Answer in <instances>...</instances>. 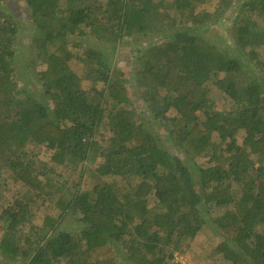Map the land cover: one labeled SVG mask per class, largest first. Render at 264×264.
<instances>
[{"label": "trees", "instance_id": "obj_1", "mask_svg": "<svg viewBox=\"0 0 264 264\" xmlns=\"http://www.w3.org/2000/svg\"><path fill=\"white\" fill-rule=\"evenodd\" d=\"M232 1L24 0L22 23L0 2V175L25 188L0 213V264H179L204 226L223 264H264V0L236 1L229 46L209 32ZM41 207L57 214L34 225Z\"/></svg>", "mask_w": 264, "mask_h": 264}, {"label": "rangeland", "instance_id": "obj_2", "mask_svg": "<svg viewBox=\"0 0 264 264\" xmlns=\"http://www.w3.org/2000/svg\"><path fill=\"white\" fill-rule=\"evenodd\" d=\"M222 0H204L202 4L198 6V9H204L208 11H213L221 4ZM236 1L242 0H234L231 3V6L227 8L225 14L218 20L219 22L216 24L211 25L210 27V36H221L218 38L223 43H226L229 46L235 45L234 40L236 37V27L233 25V20L236 16ZM0 2H6L10 5V9L13 11L15 18L20 21L22 18V14H25V2L24 0H0ZM166 8L169 12L172 13L174 16L175 12L173 9H170L171 6L167 3ZM28 26H31V22L29 19H24ZM21 23L23 20L20 21ZM29 43V38L23 37L22 44ZM128 46H123V49L127 48ZM25 52L27 50L25 49ZM128 53L126 54V56ZM125 56L123 60V56H119L117 58V66L121 70H128L130 67L126 62V58L131 57L128 55ZM42 58H38L35 62H37L36 69H41L44 67V64L41 62ZM82 87L87 88L88 82L82 81ZM36 91V89H35ZM210 99L214 102V105L217 109H227L232 106V104L228 103L227 99H224L223 92L219 89L213 88L209 93ZM144 120L148 118V114L146 112L142 113ZM97 138H100L102 135L109 134L108 125L106 122V112L103 113L102 119L100 121L99 129H97ZM165 141V139H163ZM26 151L30 153V156H34L37 158H41L42 160L48 161L49 151L44 146H35L33 144L25 146ZM207 157L198 156L196 158L197 162L203 164L206 161ZM98 159L96 160V162ZM96 162H89L90 166L94 168L96 166ZM58 172L62 171L61 167H55ZM79 167H74V170H67L69 172H64V176L69 180V174L71 179H75L79 172ZM57 171H52L53 176L58 175ZM51 173V172H50ZM84 177L81 179L80 187L84 189H89L93 183V178L91 177L90 173H86L83 175ZM24 187L17 182H12V180L8 177L7 173L0 175V213L2 210L13 203L14 199L20 198L22 193L24 192ZM150 203L154 200L152 197H149ZM33 215H30V220L34 225H40L42 222V218L45 214H52L56 215L57 210L54 207L44 208L41 207L40 209L32 208ZM31 213V214H32ZM31 221L25 220L23 224H20L18 229L24 232V234L31 231L32 226ZM77 217L76 215L72 214L68 220L64 221L62 224V229L65 234H69V232L74 231L77 228ZM222 240V236L218 234L215 230H212L210 226H204L192 239L191 244H189L188 248L185 247L184 251H176L174 253V260L179 264H223V260L221 259V254L215 252L216 245ZM8 264V263H7Z\"/></svg>", "mask_w": 264, "mask_h": 264}]
</instances>
